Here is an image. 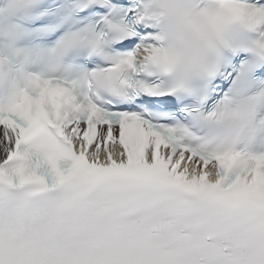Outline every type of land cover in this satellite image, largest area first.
Returning <instances> with one entry per match:
<instances>
[{
	"label": "snow or ice",
	"instance_id": "obj_1",
	"mask_svg": "<svg viewBox=\"0 0 264 264\" xmlns=\"http://www.w3.org/2000/svg\"><path fill=\"white\" fill-rule=\"evenodd\" d=\"M0 264H264V0H0Z\"/></svg>",
	"mask_w": 264,
	"mask_h": 264
}]
</instances>
